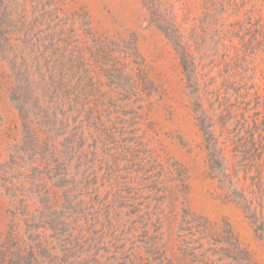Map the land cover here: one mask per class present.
I'll return each instance as SVG.
<instances>
[{
  "label": "rangeland",
  "instance_id": "obj_1",
  "mask_svg": "<svg viewBox=\"0 0 264 264\" xmlns=\"http://www.w3.org/2000/svg\"><path fill=\"white\" fill-rule=\"evenodd\" d=\"M24 1L12 42L34 48L35 95L58 118L50 130L29 115L26 130L0 59V264H24L25 244L38 264H264V0H67L62 39L85 59L73 105L53 93L59 29L33 17L51 0ZM169 21L195 63L189 86Z\"/></svg>",
  "mask_w": 264,
  "mask_h": 264
},
{
  "label": "trees",
  "instance_id": "obj_2",
  "mask_svg": "<svg viewBox=\"0 0 264 264\" xmlns=\"http://www.w3.org/2000/svg\"><path fill=\"white\" fill-rule=\"evenodd\" d=\"M25 4L26 2L24 0H0V59H6L10 61L13 66V84L10 87L9 97L11 102L18 110L20 119H22V123L24 127H26V130H29V126L33 123L31 121V118L28 117L29 115H31V117L33 116L35 120L40 119L44 127L51 130V128L57 122L58 115L56 112L51 113L52 104L50 103H48V107H43L42 109V106L39 103V97L35 95L37 81L36 79L32 78L30 70H32L31 65L34 63V58L32 60V56H35L36 52H34V48H31L30 50H28V52L24 53L17 42H12L14 40L12 35L19 32V29H23L27 22V18L25 15ZM67 5V0H51L50 5H48L50 8L49 13H42L40 17H38V15H34L33 17H35L36 19L47 18L49 23L48 25L57 27L56 29H59L57 30L58 33H55L54 35V42H52V44L49 46V48L52 49V53L48 59H55L59 64H64L65 67H67V75H65V78H68V85L64 82L67 81L65 78H63L64 76L60 77V79H58V82H54L55 91L53 93L59 94L64 98L70 94V101L72 100L71 105H73L83 99L85 93L81 89L77 91L78 87L81 86L80 82H77L75 87H71L73 79L69 78V74L70 76L78 74L81 70L78 63L83 62L85 64V59L82 57V53L75 52V50L70 48V44L65 43L62 39L65 36V27L68 24L67 18L64 14V9ZM167 24L170 29H165L164 34L175 47L176 54L181 62V66L184 71L187 85L189 86L192 83V73L195 67V63L193 62L191 55L188 53V50L183 47L182 35L177 30L174 23L172 21H169ZM84 26L88 27L89 24L85 23ZM61 80L63 81L61 82ZM79 80L81 81V79ZM68 89L69 92L67 94ZM72 97L73 99H71ZM37 105L42 109V113H36L35 110H39L37 109ZM204 124L205 122L202 121L198 124V126L200 131L203 133V137L206 142V149L209 153L210 164H212L211 166L215 164L217 168L216 170H222L223 157H221L219 155V152L216 151V146L213 143L214 139L212 138V133L210 131L212 127L211 125L205 126ZM262 125L263 127L260 130V133H264V124ZM253 126L254 128L257 127L258 129V121H253ZM34 138L36 142L37 136L35 134ZM25 143H27V140L25 141ZM41 147L43 148L38 151H42L44 156L49 152V150L54 149L52 146H49L47 141L43 142L42 145H35V148L37 149H40ZM258 150V145L254 141V138H252L249 152L256 154ZM52 164L53 167L50 172L58 176V173L60 171L58 168L59 166L57 165L56 161ZM55 165H57L56 168L54 167ZM238 200L242 203V205H244V211L246 212L248 219L252 221L257 220L254 210H252L251 201L246 200L242 195L241 197H238ZM257 230L259 231L263 229L261 227ZM24 248L31 249H29L28 252V254L30 253L29 255H32L31 259L28 260L26 258V256L28 255H26V253H24V255H22V258L19 259L24 260V264H26V261L30 262V264H38L37 253L35 252L34 247L32 245L25 244ZM16 251L18 253H21V247H16Z\"/></svg>",
  "mask_w": 264,
  "mask_h": 264
}]
</instances>
